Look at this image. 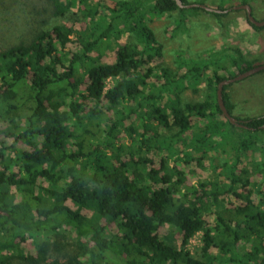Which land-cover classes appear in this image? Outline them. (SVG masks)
Listing matches in <instances>:
<instances>
[{
	"label": "trees",
	"instance_id": "16d2710c",
	"mask_svg": "<svg viewBox=\"0 0 264 264\" xmlns=\"http://www.w3.org/2000/svg\"><path fill=\"white\" fill-rule=\"evenodd\" d=\"M49 1L57 23L0 51V264H264V116L234 117L229 85L225 107L244 127L218 120V85L238 76L221 72L243 74L248 60L238 47L207 59L176 51L172 69L148 25L177 15L172 32L186 35L192 18L219 23L228 13L175 0ZM69 17L83 27L58 22ZM203 84L204 101L183 103ZM104 106L113 114L100 130ZM131 116L138 123L126 127ZM122 134L131 144L116 147ZM226 143L235 158L220 162ZM251 152L261 159L241 166ZM171 160L209 168L210 179L192 184ZM65 230L78 238L72 255Z\"/></svg>",
	"mask_w": 264,
	"mask_h": 264
},
{
	"label": "rangeland",
	"instance_id": "374dc122",
	"mask_svg": "<svg viewBox=\"0 0 264 264\" xmlns=\"http://www.w3.org/2000/svg\"><path fill=\"white\" fill-rule=\"evenodd\" d=\"M98 1V0H96ZM104 5H112L116 1L120 0H100ZM189 3L203 2L206 7L214 9H231L248 4L252 7V14L257 21H262L264 18V0H187ZM247 2V3H246ZM53 8L49 0H0V51L4 50L15 44L26 42L32 35L38 30L50 28L53 24H56V20L53 17ZM76 8H72L71 13H75ZM228 17L222 19L219 23L214 19L208 17H194L191 19L189 30L186 35L175 36L172 32L174 29V23L177 19V15L164 16L161 18L151 17L148 25L153 30L156 39L163 47V64L172 69L176 68V51H183L189 58H203L207 59L209 53L220 52L224 48L238 47L241 52L247 58V66L252 69L264 65V30L255 31L247 23V15L245 11L231 10L228 12ZM58 22L64 23L68 27L73 29H81L83 25L77 23L76 18L70 17L66 20H59ZM174 35V36H173ZM123 39L120 43H124ZM104 59L105 63L112 62L114 56L112 51L106 52ZM239 75L238 71L231 69L227 72H221L222 76L229 77L230 75ZM111 83L108 82L107 88H110ZM200 92L194 94L191 90H187L183 95V103L189 102H202L207 94L205 85L200 87ZM230 98L231 104L235 109L233 112L234 117L240 119L248 117L264 116V71L249 76L245 79L236 81L230 85L227 92ZM93 107L92 104L88 105ZM102 116V123L100 124V130L105 129V122L108 116L113 113L107 111L105 106L100 108ZM219 121H225L224 117H219ZM138 121L136 116L125 121V126ZM96 124L97 121H94ZM203 122H199L198 126L202 127ZM97 130V129H96ZM141 131V130H140ZM160 134H165L163 129H158ZM97 134V131H95ZM240 132H238L239 134ZM102 135V133H99ZM100 135H97L100 137ZM122 136H117L112 143L119 147L120 145H130L131 140L123 139ZM237 136H233L230 142L235 141ZM4 142L8 145L11 141L5 139ZM232 144L226 143L224 146H220L218 150L219 161H230L235 158V152L231 151ZM198 157L200 154L193 151L189 152ZM148 159L152 161L150 167L158 168L160 158L154 154L148 155ZM261 159L260 153H246L241 156L242 165L250 167L251 163H255ZM176 166L179 170L187 174V180L195 185L204 180L210 179V169L202 170L196 163L186 164L185 162L170 161V167ZM208 167V163L206 166ZM255 181V179H254ZM42 187L47 188L49 185L46 182H41ZM14 192V190H13ZM38 196L41 192H37ZM231 200V205L242 204L243 201ZM231 207V206H230ZM83 214L91 217V213L83 211ZM210 221V218H208ZM68 247L66 251L68 255H72L78 249V238L75 233L65 230ZM116 234V231H112ZM202 233L198 232L192 236L188 243V250L192 255L200 254L202 247ZM61 237V236H60ZM84 243V241L82 240ZM23 251L25 249L21 247ZM213 255L215 251H211ZM210 256V255H209ZM87 257V256H86Z\"/></svg>",
	"mask_w": 264,
	"mask_h": 264
},
{
	"label": "water",
	"instance_id": "95a60500",
	"mask_svg": "<svg viewBox=\"0 0 264 264\" xmlns=\"http://www.w3.org/2000/svg\"><path fill=\"white\" fill-rule=\"evenodd\" d=\"M178 7L182 8V9H191V8H201L203 9L204 11L206 12H209V13H216V14H227L228 12H230L231 10H234V11H239V10H242V11H245L246 12V15H247V19L249 21L250 24L256 26V27H259V28H262L264 27V21H257L254 17H253V14H252V7L249 6V5H242V6H239V7H236V8H232V9H229V10H226V11H222V10H218V9H214V8H210V7H206L205 5H199V4H191V5H183L181 0H175ZM264 71V65L263 66H260V67H256L252 70H248L246 71L245 73L243 74H240L238 76H236L235 78L233 79H229V80H226V81H223L221 82L219 85H218V90H217V103H218V106L220 108V110L222 111V114L223 116L225 117V119L231 123L232 125L236 126V127H244L243 126V123L241 121H238L236 118L232 117L226 107H225V104H224V101H223V88L225 86H229L231 85L232 83L236 82V81H239V80H242V79H245L249 76H252L254 74H257L259 72H262Z\"/></svg>",
	"mask_w": 264,
	"mask_h": 264
},
{
	"label": "flooded vegetation",
	"instance_id": "af4514ba",
	"mask_svg": "<svg viewBox=\"0 0 264 264\" xmlns=\"http://www.w3.org/2000/svg\"><path fill=\"white\" fill-rule=\"evenodd\" d=\"M262 21H264V18H263V20ZM261 22V21H260Z\"/></svg>",
	"mask_w": 264,
	"mask_h": 264
}]
</instances>
